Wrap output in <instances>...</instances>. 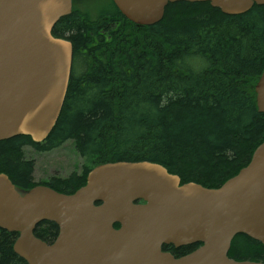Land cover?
Returning a JSON list of instances; mask_svg holds the SVG:
<instances>
[{"label":"trees","instance_id":"1","mask_svg":"<svg viewBox=\"0 0 264 264\" xmlns=\"http://www.w3.org/2000/svg\"><path fill=\"white\" fill-rule=\"evenodd\" d=\"M113 5V12L90 18L75 4L55 25L53 35L74 47L61 115L41 143L25 135L0 141V173L19 189L43 184L70 194L99 164L151 161L179 175L182 184L222 186L264 142L255 92L264 71V5L229 15L209 2L178 1L150 26L131 22ZM68 140L90 166L35 182V162L24 147L45 152ZM58 232L53 222L35 230L49 243ZM17 236L0 228V264H28L14 251ZM198 245L164 250L189 253ZM229 256L264 262V245L239 234Z\"/></svg>","mask_w":264,"mask_h":264},{"label":"water","instance_id":"2","mask_svg":"<svg viewBox=\"0 0 264 264\" xmlns=\"http://www.w3.org/2000/svg\"><path fill=\"white\" fill-rule=\"evenodd\" d=\"M178 1L209 2L229 15L264 5V0H113L139 26L160 22L166 7ZM71 12L72 0H0V141L25 135L40 143L56 126L74 47L52 32ZM255 91L264 113V71ZM42 222L59 228L51 243L35 234ZM0 228L18 234L13 248L28 264H264L229 256L239 234L264 245V142L218 188L181 184L179 175L151 161L99 164L70 194L46 185L19 189L0 173ZM197 244L181 257L163 249Z\"/></svg>","mask_w":264,"mask_h":264},{"label":"rangeland","instance_id":"3","mask_svg":"<svg viewBox=\"0 0 264 264\" xmlns=\"http://www.w3.org/2000/svg\"><path fill=\"white\" fill-rule=\"evenodd\" d=\"M75 4L90 18H95L103 12H113L112 0H76ZM25 155L35 162L34 181L46 182L54 177L67 178L72 173H82L91 161L80 155L75 142L68 140L61 146L50 151L40 152L32 146H25Z\"/></svg>","mask_w":264,"mask_h":264},{"label":"flooded vegetation","instance_id":"4","mask_svg":"<svg viewBox=\"0 0 264 264\" xmlns=\"http://www.w3.org/2000/svg\"><path fill=\"white\" fill-rule=\"evenodd\" d=\"M73 6H74V0H73ZM172 253V252H171ZM181 253V252H180ZM179 252H177L176 254H174L176 257H181V256H183V255H186V254H188V253H182V254H180ZM190 253V252H189Z\"/></svg>","mask_w":264,"mask_h":264}]
</instances>
